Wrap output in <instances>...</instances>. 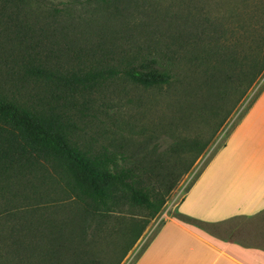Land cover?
<instances>
[{
  "label": "trees",
  "instance_id": "trees-1",
  "mask_svg": "<svg viewBox=\"0 0 264 264\" xmlns=\"http://www.w3.org/2000/svg\"><path fill=\"white\" fill-rule=\"evenodd\" d=\"M242 2L264 15V0ZM109 3L0 0V264H121L208 147L170 135L155 159L152 147L128 151L109 103L126 84L167 87L204 60L212 80L223 33L212 30L210 47L201 33L134 34ZM261 32L221 95L235 81L243 97L263 75Z\"/></svg>",
  "mask_w": 264,
  "mask_h": 264
},
{
  "label": "rangeland",
  "instance_id": "rangeland-1",
  "mask_svg": "<svg viewBox=\"0 0 264 264\" xmlns=\"http://www.w3.org/2000/svg\"><path fill=\"white\" fill-rule=\"evenodd\" d=\"M242 1L244 0H110L109 5L116 13V27L124 26L134 34L137 30H160L166 35L168 29L179 41L185 40L189 35L193 38L201 33L199 36L207 47H210L211 33L215 29L216 32L223 33L220 43L224 49L219 61L217 59L215 63L218 69L215 73L212 72V80L210 71H204L208 63L204 60L200 70L184 71L178 81L167 87L143 89L124 84L127 97L121 102L109 103L114 108L119 107V113L112 119L114 126L118 124L121 135L129 145L128 151H151L152 147L155 153L151 155V159H155L159 157V152L167 148L166 142H171L170 135L175 140H209L204 153L170 193L161 211L149 222L121 264H132L162 224L169 217H179L177 207L189 187L224 145L248 106L256 103L264 92L263 73L243 97L240 95L241 88L237 87L235 81L229 82L231 89L227 95L219 93V88L229 81L226 74L239 78V73L244 70L246 52L249 47L252 51L257 47V38L264 27V15L257 16L256 13L249 12L247 4ZM248 16L250 20L247 19ZM122 30L125 31L124 28ZM177 51L181 53L180 49ZM257 103H264L263 96ZM101 104L94 103L95 107ZM102 108L99 107L103 110ZM92 129L96 130L95 126ZM183 159L181 164L186 165L190 156ZM235 228L229 229L227 233L232 234ZM219 233H223L221 229Z\"/></svg>",
  "mask_w": 264,
  "mask_h": 264
},
{
  "label": "crops",
  "instance_id": "crops-1",
  "mask_svg": "<svg viewBox=\"0 0 264 264\" xmlns=\"http://www.w3.org/2000/svg\"><path fill=\"white\" fill-rule=\"evenodd\" d=\"M262 96L181 199L182 218L169 217L132 264H264Z\"/></svg>",
  "mask_w": 264,
  "mask_h": 264
}]
</instances>
